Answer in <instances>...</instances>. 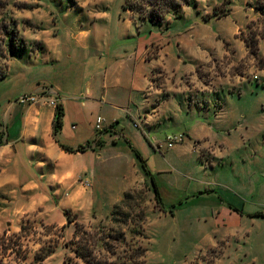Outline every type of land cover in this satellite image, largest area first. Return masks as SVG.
Wrapping results in <instances>:
<instances>
[{
    "label": "rangeland",
    "instance_id": "obj_1",
    "mask_svg": "<svg viewBox=\"0 0 264 264\" xmlns=\"http://www.w3.org/2000/svg\"><path fill=\"white\" fill-rule=\"evenodd\" d=\"M122 2L0 0V20L14 19L27 42L0 82L3 141L14 116L4 110L7 98L29 105L55 96L58 104L52 82L75 93L113 91L135 116L147 100L160 102L143 132L124 111L97 107L90 114L95 137H112L60 160L50 178L56 156L35 164L1 148L0 264H65L75 227L68 215L88 229L107 225L129 188L137 189L131 205L146 210L139 238L147 264H264V217L250 216L264 210V0H194L181 18L168 14L161 25L132 20ZM103 78L109 88H101ZM113 116L124 131L116 122L103 127ZM124 132L146 159L167 211L156 206ZM169 133L183 139L168 147Z\"/></svg>",
    "mask_w": 264,
    "mask_h": 264
},
{
    "label": "trees",
    "instance_id": "obj_2",
    "mask_svg": "<svg viewBox=\"0 0 264 264\" xmlns=\"http://www.w3.org/2000/svg\"><path fill=\"white\" fill-rule=\"evenodd\" d=\"M193 4L194 0H123L122 7L131 12L130 18L132 20L137 15L142 20H149L161 25L168 14H173L175 18H181L182 7ZM217 9L216 6L213 11L216 15H218ZM227 13V11L221 12L222 15ZM206 18L207 16H204V19ZM26 50L27 42L19 34L17 22L14 19L0 20V81L7 76V71H4L2 67L8 69L9 61L19 52L22 53ZM250 52L255 53L253 49ZM64 115V106L59 102L55 106L52 120V135L63 150L66 152H84L87 149L95 150L104 143L98 136L93 141L88 140L76 148L60 143L57 135L63 127ZM109 126H114V123ZM126 141L148 176V179H145V185L151 187L156 206L162 211H167L155 177L147 167L146 159L132 142L128 139ZM4 144L5 142L0 137V146ZM136 193V188H129L123 193V197L114 204L107 225L90 226L88 229L83 222L73 220L68 215V222L74 221L75 227L69 243L73 255L66 258L65 264H147V247L141 243L139 238L144 236V225L147 219L146 210L141 204L137 205V209L131 205ZM173 207L174 205L169 208L171 214L174 213ZM233 209L243 214L242 210L234 207ZM250 216L264 217V210H258ZM23 228L22 225L21 229Z\"/></svg>",
    "mask_w": 264,
    "mask_h": 264
},
{
    "label": "crops",
    "instance_id": "obj_3",
    "mask_svg": "<svg viewBox=\"0 0 264 264\" xmlns=\"http://www.w3.org/2000/svg\"><path fill=\"white\" fill-rule=\"evenodd\" d=\"M160 57L161 56H158L153 59H158ZM11 61L12 59L9 61L7 75L9 73ZM6 77L4 79H6ZM21 81L25 84L24 79H21ZM48 85H51L52 88L58 93L60 101L63 104L65 110L63 127L57 135V139L60 143L73 148H76L80 144H84L85 141H93L95 139L96 118H91L90 114L92 116V112L96 111L95 109L97 107L107 106L112 110L124 111L127 116H130L131 119H133L134 124L140 127L141 132L146 131L148 125L150 126V124L153 122L152 118L159 113L158 111L160 108V102L155 104L154 102L149 103L147 100L144 110L140 112L138 116H135L134 114L127 111L124 106L117 104L120 103V97L113 95V91L112 94H109L108 91L103 93L99 91L97 93L91 88L86 90L85 93L82 92L81 89L78 90L80 93H75L74 91H70L71 89L68 85H64L60 82L59 84L52 82ZM101 88H109L108 82L105 80V78L101 80ZM39 90L40 87L35 89H24L22 90L21 95L28 93H38ZM41 97L42 98L40 102L29 105L18 103L15 101L16 99L12 101L11 99L7 98L4 110L5 112H9V114L13 112L14 116L12 119L13 121L8 126L7 139L4 140L5 144L0 146V150L7 148L9 149V151L6 152L8 156L19 157L20 155H24L28 161L30 160L32 162L34 161L33 158H35V164L40 162L49 163V158L56 156L59 161L56 160L54 162V170H51L50 174H47V176L50 178L57 175L54 171H57L56 167L61 163L60 160L65 162L66 160L76 158L80 153L93 152V149H87L84 152H66L63 150L52 135V120L54 117L55 107L48 103L43 95H41ZM68 121L71 123V129L69 133L68 131H65L68 127ZM107 121V124L103 125V127H107L111 123L116 122L115 128L118 130L123 129L124 131L125 126H123V122H120V116H113L112 118H108ZM183 132L187 138L189 135L188 132L184 130ZM83 134L85 135L83 136ZM122 136L124 138L126 137L128 140L130 139L125 135V132ZM110 137H112V135H110L107 131L103 133L102 140L104 143H107ZM193 139L195 140V137ZM104 143L97 148H101ZM71 169L72 170H70V172L72 175H75L76 172L79 171L75 167H72ZM80 172L87 171L81 170ZM89 173L90 176H92L93 172L90 171ZM86 177H88L90 180L89 176ZM130 186L131 184L128 186V188ZM91 193L92 189H90V194Z\"/></svg>",
    "mask_w": 264,
    "mask_h": 264
},
{
    "label": "built area",
    "instance_id": "obj_4",
    "mask_svg": "<svg viewBox=\"0 0 264 264\" xmlns=\"http://www.w3.org/2000/svg\"><path fill=\"white\" fill-rule=\"evenodd\" d=\"M48 91L51 93V89H48ZM50 103L53 104V105H57L56 104V98L55 96H50ZM25 100H35V97L34 96H22L21 97V101H25ZM102 121V117L101 116H98L97 117V127L101 126L100 123ZM183 139V134L182 133H179V134H166V143H167V146L168 147H173L175 145V143L181 141Z\"/></svg>",
    "mask_w": 264,
    "mask_h": 264
}]
</instances>
